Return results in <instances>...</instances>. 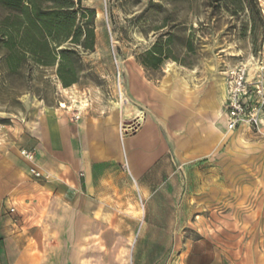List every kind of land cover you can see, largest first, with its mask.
Returning <instances> with one entry per match:
<instances>
[{
	"label": "rangeland",
	"instance_id": "rangeland-1",
	"mask_svg": "<svg viewBox=\"0 0 264 264\" xmlns=\"http://www.w3.org/2000/svg\"><path fill=\"white\" fill-rule=\"evenodd\" d=\"M33 4L47 13V27L29 28L23 13L0 2V149L18 150L27 161L21 151L31 148V164L46 119L67 116L76 122V112L82 111L81 118L104 117L115 103L134 104L128 91L130 82L135 89L134 79L162 87L184 98L198 115L210 116L188 127L189 137L181 138L179 147L201 149L221 135L205 156L169 155V170L163 167V181L148 199L139 197L138 182L119 181L118 169L107 170L110 178L94 184L102 198L95 200L99 214L93 231H73L75 217L59 220L60 205L52 200L43 239L55 235L67 247L36 248L37 255L65 254V264H264V0ZM240 73L247 81L259 75L262 92L256 94L252 85L246 110L256 108L262 123H242L205 139L211 125L222 124L214 120L212 107L220 97L216 82L223 78L226 91L219 98L222 116L229 75ZM129 109L130 130L120 132L119 113L121 140L143 123ZM50 148L48 172L31 166L40 176L30 175L52 198L65 193L74 198L80 192L73 184L64 189L57 147ZM8 214L0 204V234ZM1 255L6 260L3 246Z\"/></svg>",
	"mask_w": 264,
	"mask_h": 264
},
{
	"label": "crops",
	"instance_id": "crops-1",
	"mask_svg": "<svg viewBox=\"0 0 264 264\" xmlns=\"http://www.w3.org/2000/svg\"><path fill=\"white\" fill-rule=\"evenodd\" d=\"M134 82L135 89L130 82L128 91L134 105L146 114V118L139 129L127 134L125 139L121 140L122 137L118 136L116 115H90L76 122L67 116H59L46 119L43 124L41 134L38 133L41 146L34 150L36 160L31 164L18 155V150L8 154L0 149V204L6 214L9 206L14 208V213L6 216L8 224L0 234V247L6 248L8 254L4 261L1 255V263L65 264V254L61 257V254L52 255L50 251L44 257L35 252L36 248L67 247L66 242L57 241L55 235L51 239H43L46 219L51 214L48 206L52 200L60 205L57 213L59 220L68 215L75 217L73 231H93L98 228L94 218L99 214L95 200L102 198L97 195L98 189L94 184L110 178L107 170L118 169L119 181L122 179V182L125 180L135 186L138 182L140 187L136 188L139 197L147 195L148 199L163 181V167L169 170V155L199 158L205 156L221 139L220 135L206 142L201 149H196L193 144L179 147L181 138L189 137L188 127L193 129L197 126L196 120H207L210 116L198 115L196 108L184 98L162 87L150 86L136 79ZM219 98L212 107L221 115ZM214 120L218 122L217 117ZM211 128V134L205 139L211 138L212 134L226 132L223 123L220 128L212 125ZM47 145H50V151L57 147L59 180L64 183V189H70L68 184H73L80 192L74 198H69L66 193L57 199L52 198L31 177V166L48 172L50 152L46 150ZM125 173H128L126 175L130 180L125 179ZM69 200H74V203L68 204ZM67 205H71L70 208ZM84 221H89L88 225Z\"/></svg>",
	"mask_w": 264,
	"mask_h": 264
},
{
	"label": "built area",
	"instance_id": "built-area-1",
	"mask_svg": "<svg viewBox=\"0 0 264 264\" xmlns=\"http://www.w3.org/2000/svg\"><path fill=\"white\" fill-rule=\"evenodd\" d=\"M252 85H255L256 94H261L259 75L251 81L246 80L244 73L237 74L236 76L233 74L229 75V80L227 82L226 110L221 116V121L225 129L234 130L242 123H246L248 126L252 127L262 123L256 108L251 109L248 113L246 110V104L253 93ZM21 155L27 161H33L34 159V153L31 151L22 150ZM30 172L36 177L40 176L34 168H31ZM7 211L13 214L14 208L9 206Z\"/></svg>",
	"mask_w": 264,
	"mask_h": 264
},
{
	"label": "bare ground",
	"instance_id": "bare-ground-1",
	"mask_svg": "<svg viewBox=\"0 0 264 264\" xmlns=\"http://www.w3.org/2000/svg\"><path fill=\"white\" fill-rule=\"evenodd\" d=\"M253 67V66H252ZM248 68H250L251 69V67H248ZM170 69V68H169ZM168 69V70H169ZM256 70V69H255ZM254 70V71H255ZM252 71V70H251ZM249 73H251L250 72V70H249ZM248 73V74H249ZM251 75V74H250ZM250 77H252V76H250ZM182 82L183 83H186V80H182ZM195 86V85H194ZM216 86H217V88H216V90H215V92H217L218 94H219V96H220V98L222 99L223 97H224V94H225V87H224V82H223V78H221V80L220 81H217L216 82ZM84 103L85 102H81L80 104H78V111H81L82 110V108H83V106H84ZM135 104V103H134ZM134 104L132 103H128V102H126V101H122L121 102V104L119 105V104H113V107H112V110L109 112V114H113V115H116V120H117V130L119 131V113H120V132H122V131H127V130H130V126L131 125H125V123H129L130 121H128V120H126L125 119V116H128V114H130V109H129V107H132V109H131V114H134L135 115V117H134V119H137L138 121H139V123L140 122H144L145 121V115H144V113L139 109V108H135L134 107ZM62 109H68V111H73V108L71 107H68V108H66L65 106H63L62 105ZM118 110H119V112H118ZM81 114H82V111L80 112V113H78V112H76L75 114H74V117H75V119H77V120H80L81 119ZM214 117H217L218 118V122L219 123H221L222 121H220V119H221V115L219 114V111L217 110V109H215L214 110ZM140 126V125H139ZM141 210V209H140ZM139 210V211H140ZM132 213V215L134 216V217H136V214H135V212H131ZM129 214H130V212H129ZM139 214V213H138ZM137 214V215H138Z\"/></svg>",
	"mask_w": 264,
	"mask_h": 264
},
{
	"label": "trees",
	"instance_id": "trees-1",
	"mask_svg": "<svg viewBox=\"0 0 264 264\" xmlns=\"http://www.w3.org/2000/svg\"><path fill=\"white\" fill-rule=\"evenodd\" d=\"M23 1L24 0H0V2L5 7L12 9L14 11H19L23 13L26 16V23L29 28L31 26H34L35 28H37L38 26L47 27L49 24L48 22L45 21V15H47V13H43L37 10L36 6L33 4V2L36 0H32V1L30 0V3L28 5H25ZM41 1L45 3H50V4L61 6L63 5L64 0H41ZM31 4H32V7H31ZM67 32H68L67 35L70 36L71 30ZM74 37H72V40L74 39ZM60 80H62V82L65 83L63 77H60Z\"/></svg>",
	"mask_w": 264,
	"mask_h": 264
}]
</instances>
